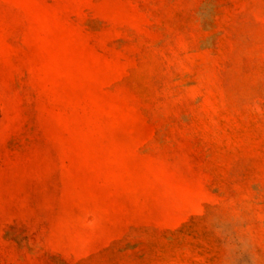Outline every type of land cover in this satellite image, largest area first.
<instances>
[{
    "label": "rangeland",
    "instance_id": "rangeland-1",
    "mask_svg": "<svg viewBox=\"0 0 264 264\" xmlns=\"http://www.w3.org/2000/svg\"><path fill=\"white\" fill-rule=\"evenodd\" d=\"M0 264H264V0H0Z\"/></svg>",
    "mask_w": 264,
    "mask_h": 264
}]
</instances>
